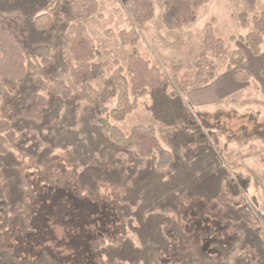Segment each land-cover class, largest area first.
<instances>
[{
    "label": "rangeland",
    "instance_id": "obj_1",
    "mask_svg": "<svg viewBox=\"0 0 264 264\" xmlns=\"http://www.w3.org/2000/svg\"><path fill=\"white\" fill-rule=\"evenodd\" d=\"M23 1L0 0V17L21 19L26 56L42 48L52 55L40 70L27 64L20 81L0 75L6 93L0 119L17 134L9 154L0 155V264H264V144L216 140L197 119L200 112L219 110L264 117V52L255 58L239 40L254 28H243L238 19L244 13L260 16L264 0H256L253 11L243 0H211L197 10L195 23L177 32L162 22L165 0H154V19L141 26L130 16L131 0H97L98 14L84 24L101 53L97 62L105 66L92 84L98 104L85 100L66 64L63 38L73 23V0H60L61 9L50 12L53 26L44 32L33 23L49 13L51 0L35 8ZM210 23L230 51L244 53L246 63L229 70L228 57L211 54L215 79L188 87L184 81L196 75L193 61ZM124 31H136L134 44L121 42ZM134 50L164 74L125 121L111 124L126 136L136 126L154 127L174 156L164 170L156 167L157 154L141 158L99 124L117 105L112 76L118 65L126 69ZM251 66L260 69L251 83L238 82L229 97L201 106L217 95L213 87L223 77L232 80ZM55 81L72 90L68 100L54 92ZM210 122L234 132L246 124L237 118ZM240 173L250 177L251 186L236 204L226 186Z\"/></svg>",
    "mask_w": 264,
    "mask_h": 264
},
{
    "label": "trees",
    "instance_id": "obj_2",
    "mask_svg": "<svg viewBox=\"0 0 264 264\" xmlns=\"http://www.w3.org/2000/svg\"><path fill=\"white\" fill-rule=\"evenodd\" d=\"M211 0H165L162 14V22L169 31H176L197 21V10L207 5ZM249 10H255L256 0H243ZM60 0L49 2V13L37 16L34 19V28L38 32H44L53 26L51 13L61 9ZM72 24L63 38L66 52V64L73 83L81 88L85 100L92 104H98L99 94L93 88L94 81L104 75V64L98 63L100 51L90 37L84 22L99 12L97 0H73L71 4ZM51 12V13H50ZM130 16L135 25L141 26L154 19V0H131L129 9ZM239 22L243 28L253 26V31L239 40L251 52L253 56H260L264 52V12L260 16L251 19L247 13L239 15ZM21 19L14 20L0 17V45L3 55L0 58V75H4L12 81L22 80L29 68L36 70L47 66L51 62L52 50L50 48L39 49L36 53L25 55L22 43V33L18 31ZM136 31L120 33L123 44H134ZM232 40H236L234 37ZM226 56L229 60L228 69L244 65L246 57L240 50L230 51L225 41L217 38L214 34L212 24L205 29L203 50L194 59L193 65L196 69L194 79L184 81L188 87H196L210 84L216 76L217 65L209 55ZM39 62L37 63V61ZM36 62L37 64H34ZM28 64V65H27ZM182 67L176 66L174 70L180 72ZM128 73L130 78L125 75ZM160 66H152L145 60L137 50L129 56L126 69L119 66L116 68L112 81L117 89V105L108 114L107 118L99 120L102 130L107 133L117 144L135 149L143 159H150L157 154L156 167L160 170L167 169L174 161L173 154L166 150L157 138V133L152 126H136L126 136L112 122L121 123L127 116L136 110L139 99L145 97L148 88L160 83L163 75ZM239 83H251L252 76L247 72L239 71L235 75ZM54 92L63 100L72 96V90L64 82L55 81ZM5 89L0 84V101L5 95ZM44 99L37 98L38 106L41 108ZM222 118L238 119L246 124L234 132L222 126L211 124L210 120L218 121ZM197 119L201 122L203 130L212 134L216 140L225 138L227 144L247 146L252 142L264 144V117L258 112L238 113L236 111L219 110L216 113L200 112ZM17 134L7 120L0 119V155L9 154V146L14 144ZM264 165V157L261 159ZM237 180V183L235 182ZM251 186L248 175L236 174L235 179L229 178L226 192L232 202L240 197V193L247 194Z\"/></svg>",
    "mask_w": 264,
    "mask_h": 264
},
{
    "label": "crops",
    "instance_id": "obj_3",
    "mask_svg": "<svg viewBox=\"0 0 264 264\" xmlns=\"http://www.w3.org/2000/svg\"><path fill=\"white\" fill-rule=\"evenodd\" d=\"M22 1V0H21ZM22 3L27 4V5H32L35 8V5H38V7H41V5L39 3H41V0H24ZM157 15V14H156ZM162 17V16H161ZM177 32V31H174ZM252 55V54H251ZM253 56V55H252ZM261 56V55H260ZM253 57H259V56H253ZM246 61V60H245ZM246 63V62H245ZM252 71L247 70L246 72H248L253 79L254 76V71L259 74L260 69L256 70L254 68H250ZM264 73V72H263ZM230 75H227L225 77H223L221 85L219 86L216 85L215 87H213L215 89V92H217V95H215L214 97H210V98H205L204 101H208L206 104H203L201 106H206V105H213L217 100L221 101L222 99H225L227 97H229L235 90H236V86L237 84H239L236 80L235 77L232 78V80L229 77ZM214 86V85H213ZM219 86V87H218ZM216 87H218L216 89ZM217 90V91H216ZM203 98V97H202ZM199 102V101H198ZM202 102V101H201Z\"/></svg>",
    "mask_w": 264,
    "mask_h": 264
}]
</instances>
